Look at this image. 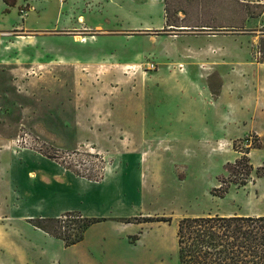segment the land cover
<instances>
[{"label": "rangeland", "instance_id": "1", "mask_svg": "<svg viewBox=\"0 0 264 264\" xmlns=\"http://www.w3.org/2000/svg\"><path fill=\"white\" fill-rule=\"evenodd\" d=\"M63 1L50 2L54 7ZM166 1L172 25L166 23L163 6L146 18L152 26L144 31L114 22L73 32L0 30V161L8 169L13 163L24 167L18 177L7 173L4 178L0 171V225L7 231L13 226L3 237L10 247L0 248V264H76L82 247L67 248L39 232L31 224L38 217L105 215L89 232L90 239L97 238L100 258L110 240L114 264H177L180 219L264 215V136L232 135L228 131L233 127H226L224 137L211 144L181 142L174 135L180 125L158 114L165 102L192 93L183 87L193 78V67L204 75L222 64L224 71L238 73L244 61L249 66L264 62V0ZM55 19L53 13L51 24L33 21L29 29H52ZM222 49L232 58H208ZM259 67L255 73L263 84L264 64ZM150 101L156 106L154 116L144 108ZM114 104L138 106L137 118L120 121L114 131L121 137L142 134L139 149L128 152L112 144L109 127L77 121L78 109L93 113ZM215 130L222 132L221 124ZM17 139L22 141L16 144ZM247 148L248 176L232 167ZM24 155L47 160L84 185L38 189ZM131 163H137L133 171L126 168ZM56 213L60 215L53 217ZM123 218L170 221L134 224Z\"/></svg>", "mask_w": 264, "mask_h": 264}, {"label": "crops", "instance_id": "2", "mask_svg": "<svg viewBox=\"0 0 264 264\" xmlns=\"http://www.w3.org/2000/svg\"><path fill=\"white\" fill-rule=\"evenodd\" d=\"M50 1H26L29 3V9L24 12L22 11V7L26 5L25 0H15L16 3L13 7L7 6L3 0H0V30L16 27L26 32H38V34L52 31L73 32L91 26L99 27L102 22H114L117 26L119 25L130 30L144 31L150 29L152 26L150 22L145 21L146 18H150L152 11V13L156 14L163 10L164 6V0H66L62 3L58 2V5H54V7L51 6ZM53 13L56 14V19L52 29L50 27L44 30L29 29L32 28L33 21L38 22L42 20L49 23ZM31 15L35 17V20L29 21ZM39 37L43 38L42 35ZM74 39L80 42L83 40V37L74 36ZM215 56L216 60H214ZM224 57L228 58V55L222 49L218 55H210L208 58L212 61L223 62L225 61ZM190 59H192V64L195 63L193 57ZM247 62L250 63L248 60L244 61L245 68L240 67L238 73L224 71L220 68V66H223L222 64H217L216 71L211 70L212 72L209 71L204 75L201 74L200 70H196L195 67L192 68L190 74L192 73L191 76L193 78H189L190 81L185 82L188 85H184L183 87L185 89L186 86H189V90L192 93L188 92L184 98H180L176 103L172 101L165 102L159 109L160 113H158L167 122L180 125L182 130L179 128V131L181 133L174 134L179 141H197L198 143L211 141V144L214 142L215 137H224L223 131L226 130V127H233L228 131L232 135L244 136L252 132L258 137L259 135L264 136V124H262L264 123V95L259 97L260 90H264V82L262 84V78L257 77L255 73L264 62L256 61L255 64H250V66L246 64ZM238 63L241 64V62ZM167 74L171 76V72H167ZM258 87H260L259 94L256 96ZM137 107L135 104H126L119 108L114 104L108 108L102 107L96 109L93 113L78 109L77 121L95 122L100 126L101 130L109 127L112 134V139L110 140L112 144L122 147L128 152L134 151L143 145V135L129 134L128 137H121L114 130L119 128L120 121L130 119L134 121L138 114ZM144 108L149 109L153 113V116L157 114L155 112L156 106L151 101L148 105L144 103ZM256 121L257 123H255ZM216 124H221L222 132L215 130ZM223 124H226V126ZM23 160H26V164H24L26 168L29 167L32 171L33 186L36 183L38 189L43 188L53 191L55 188L61 190L67 189V187L73 184L76 186L84 185L72 175L56 171L53 164L47 160L29 155H24ZM135 165L137 163H131L128 166L126 164V168L133 171ZM11 167V169H8L4 162L0 161V171L3 172L2 177L6 178L4 174L7 173L12 177H18V174L24 169V167H19V163H13ZM101 198L103 200V197ZM66 211H69V209L61 210V212ZM57 214L59 213L54 214L53 217L60 215ZM86 217L106 218L107 216L86 215ZM108 217L114 218V216ZM91 227L85 232L84 239L76 244L80 245V248L82 247V253L79 255L80 257L76 261V264H114L116 257L112 254L111 241L108 240L106 243L103 241L106 253L100 258L99 253H97L99 247L97 238H89ZM8 228L9 230L7 231L0 225L1 249H8L10 247V244L3 242V237L13 229V226L8 225ZM37 230L48 236L39 229ZM84 246L85 248L83 249ZM91 252L94 254H91ZM65 263L69 264L68 262Z\"/></svg>", "mask_w": 264, "mask_h": 264}, {"label": "trees", "instance_id": "3", "mask_svg": "<svg viewBox=\"0 0 264 264\" xmlns=\"http://www.w3.org/2000/svg\"><path fill=\"white\" fill-rule=\"evenodd\" d=\"M3 1L9 7L16 3L15 0ZM167 5L165 0L166 23L172 25L169 24ZM248 153L247 148L242 157L232 164L246 176L252 169ZM102 220L84 217L78 212H67L61 218L31 219V224L62 241L65 247H70L81 242L88 228ZM122 221L140 224L169 222L170 218H123ZM176 243L177 264H264V215L184 217L177 222Z\"/></svg>", "mask_w": 264, "mask_h": 264}, {"label": "built area", "instance_id": "4", "mask_svg": "<svg viewBox=\"0 0 264 264\" xmlns=\"http://www.w3.org/2000/svg\"><path fill=\"white\" fill-rule=\"evenodd\" d=\"M150 67H151V68H154L155 66H154L153 63H151V64H150ZM25 137L30 138V141H32V143H34V142L36 141V138H31V136H29V135H27V134H25ZM20 141H22V140L17 139V140L15 141V143H16V144H17V143H20ZM245 141L247 142V141H249V140L246 139ZM245 145H247V144H245ZM248 148H249V147H248Z\"/></svg>", "mask_w": 264, "mask_h": 264}, {"label": "water", "instance_id": "5", "mask_svg": "<svg viewBox=\"0 0 264 264\" xmlns=\"http://www.w3.org/2000/svg\"><path fill=\"white\" fill-rule=\"evenodd\" d=\"M181 30H186V28H181Z\"/></svg>", "mask_w": 264, "mask_h": 264}, {"label": "bare ground", "instance_id": "6", "mask_svg": "<svg viewBox=\"0 0 264 264\" xmlns=\"http://www.w3.org/2000/svg\"><path fill=\"white\" fill-rule=\"evenodd\" d=\"M77 38V37H76ZM79 39V38H78Z\"/></svg>", "mask_w": 264, "mask_h": 264}]
</instances>
